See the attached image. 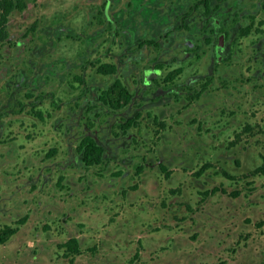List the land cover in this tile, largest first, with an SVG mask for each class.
<instances>
[{
	"label": "flooded vegetation",
	"instance_id": "af4514ba",
	"mask_svg": "<svg viewBox=\"0 0 264 264\" xmlns=\"http://www.w3.org/2000/svg\"><path fill=\"white\" fill-rule=\"evenodd\" d=\"M36 1L25 0L12 13L24 15ZM83 5L82 20L61 21L56 30L49 22L44 29L47 39L38 44L31 37L27 42L16 40L11 62L0 66V136L6 131L5 116L27 108L39 117L33 121L36 127L50 122L53 130L45 140L52 145L42 156L25 155L19 160L22 148L35 153L39 147H26L33 138L17 142L18 134L16 143L0 150V198L18 199L0 216V230L13 231L0 243L20 229L23 236L35 233L12 259L4 256L2 264H160L154 253L166 245L156 243L153 234L164 239L167 235L153 224L144 228L152 242H147L148 236L145 242L139 237L138 244L128 248L116 224L123 211L120 202L133 203L136 192L150 179L159 175L171 180L178 168L191 185L196 183L193 189L201 200L226 193L221 176L210 188L204 180L199 187L197 180L209 165L204 160L207 154L216 153L218 147V152H233L240 131L227 139L224 129L232 126L228 116L236 112L243 118L247 111L242 105L234 110L233 103L221 108L212 99L223 88L264 86V0H84ZM10 15L7 37L0 44H11ZM34 26L31 23L23 36ZM80 26L83 32L77 31ZM21 92L30 100H24ZM42 104L49 107L47 118L34 110ZM222 109L229 113L223 115ZM211 115L215 120L209 130L205 118ZM184 128L196 143L183 146L191 145L195 151L178 165L176 158L183 154L178 139ZM213 129L220 133L212 135ZM59 139L65 141L68 157L74 154L64 165L57 156ZM209 141L214 142L212 152ZM5 157L11 162L19 157L17 174L2 167ZM224 164L228 163L223 162L221 170ZM55 170L61 171L56 178ZM145 187L141 193H147ZM179 190L178 186L169 189L172 198H178ZM74 196L79 198L76 203ZM117 198L122 199L115 202ZM153 207L157 211L158 204ZM37 212L41 215L36 218ZM174 218L169 216V223ZM95 222L102 228L113 227L103 235L94 232ZM248 234L242 235L245 241L238 253L255 258ZM171 236L182 237L177 231ZM185 239L184 245L198 242L194 237Z\"/></svg>",
	"mask_w": 264,
	"mask_h": 264
},
{
	"label": "rangeland",
	"instance_id": "374dc122",
	"mask_svg": "<svg viewBox=\"0 0 264 264\" xmlns=\"http://www.w3.org/2000/svg\"><path fill=\"white\" fill-rule=\"evenodd\" d=\"M28 1L32 3V0ZM83 4L84 0H37L34 2V5L30 4V8L26 9L24 15L13 12L10 15V21L8 23L11 44L5 45V42L0 44V66L4 63L7 64V62H11V53L14 49L13 43H15L16 40L27 42L28 38L31 37L30 40L35 39V41H37L36 44H38V42L47 39V34H45L44 29H48L46 25L49 24V22L52 23L53 29L56 30L57 25L60 24L61 21L66 22L68 20L70 21V19L77 20V17L82 20ZM44 14H46L48 20L45 23L42 22ZM31 23L35 24V29L33 31L27 30L28 35L24 37L23 33ZM80 27L77 31L83 32L82 27ZM11 45L13 46L10 47ZM0 87L2 89V86ZM225 90L227 93L223 94V97L219 94L220 92L217 91L215 98L212 97V101L213 104L218 103V106L220 104L221 108L224 106L226 109L231 106L230 103H233L234 110H237V107L242 105V109L247 111L242 118L239 113L236 114L233 110L235 113L230 115L231 117L228 116V118H231L232 126H227L224 129V131H226L225 133H227V139H231L235 132L240 131L238 135L240 141L238 140L232 147V150L234 149L233 152L225 150L218 152L220 149V147H218L215 150L216 153L207 154L209 157L203 159L208 162L209 165L205 167L206 169L204 168V172L201 171L199 175L200 180H197V182L200 184L199 187H201V185L204 186V183H202V180H204L206 188H210L217 185V179L214 178H218L220 181L219 176H221V179H224V184L221 185L226 193L218 192V194L208 195L201 200L200 196H197L196 193V183L192 182L193 185H191L190 179L184 175L182 169H179L178 166L174 164V168H178V171L174 172L171 180H165L159 175H156V178L159 177L158 183L154 182L155 177L150 179L146 187L143 186L136 192V198L133 203L120 202L119 207L123 206V211L117 217L118 223L116 224L120 228L121 241L126 243L128 248H131L132 245H137L139 237L142 242H145L148 236L150 239L147 242H152V236L146 235V230H144V228L150 225L157 224L160 226L159 232L167 235L164 239L163 235L159 236V234H153L154 237L157 238L156 243L164 241L166 245L164 250L161 249L154 253L156 257H159L160 264H235L236 262L238 264H264V173L257 169L263 163L262 156L264 154V86H246L245 88H239L237 90L230 88ZM219 91H221V89ZM1 92L4 94L5 90H1ZM20 95L24 100H30L28 97H25L22 92ZM5 98L6 96L3 97L2 100H5ZM55 98L59 99L57 96H55ZM48 108V105L42 104V106H35L34 110L41 112L43 116L46 115L45 112ZM222 110L223 115L229 113L228 110ZM47 117L46 115V118ZM212 117L211 115L205 118L206 124L210 121L208 124L209 130L213 126L210 124L214 123L213 121L215 120L212 119ZM5 118L6 131L0 136V139L1 137L6 138L0 140V150H4L9 143H16L15 139H17V134L18 137L20 136L17 142L20 141V143H24L25 139L29 140L33 138L34 141L29 142L30 144H26V147L30 148L32 146L40 148H37L35 153L34 151L29 153L22 148L21 151L19 150V157L21 155L20 158L18 157L19 160H22L25 155L28 157L33 154L32 158L35 156H42V153L48 149V146L52 145L45 141L46 138H48V134H51V132L53 133L50 122L45 126L47 128L36 127L37 125H34L33 121H39V117L35 115L30 108H27L26 111L10 114L9 117L5 116ZM226 118L227 115L224 118L222 117V119ZM25 124L30 127L28 126L26 128ZM185 128L182 131V133H184L181 139H178L180 144L183 146V144L188 142H190L189 144L196 143L193 137L188 133V129ZM27 129H29V131ZM201 132L204 134L205 130ZM211 132L212 135H217L220 133V130L216 131V129H213ZM219 139V136L215 137L216 142H219ZM59 141L61 152L58 153L57 156L61 155L60 164L64 165L68 159H74V154L68 157L65 153V141L63 140V142L60 139ZM206 143H209L210 148H208V151H214L212 147L214 142L209 141ZM181 149L183 151L182 157L178 156L180 158H176L175 162L178 165H181V162L186 158H191L195 151L191 145L188 147L183 146ZM39 151H41V153H38ZM18 158L12 162L11 160L6 161L7 157L3 158L2 167H4L6 171H13L14 174H17L16 168L21 162L17 161ZM235 159L237 162H235ZM223 162L228 163L223 166L225 170H221V164ZM218 171H221V174H218ZM222 171L226 173L224 172L223 174ZM54 173V178H56L61 171L55 170ZM20 180L19 178V181ZM48 183L52 184V179L48 180ZM174 186L180 188V192L178 191L177 194L178 198H172L173 196L169 193V189ZM193 186L196 187L193 189ZM144 187L147 191L145 194L141 193ZM55 188L58 189L56 186ZM33 190L34 188L31 187L30 191ZM231 192L235 195H231ZM78 199L79 198L74 196L72 201L76 203ZM88 199L90 201V198ZM121 199L122 198H117L115 202H119ZM17 201L18 199L16 196H14V198H10L9 196L0 198V216L2 217L3 213L15 205ZM156 203L158 204V209L153 212L156 209V207H153ZM35 205L37 204L35 203ZM62 205H65V203ZM149 213L153 214L150 215ZM81 214L84 215L83 211H81ZM35 215H37V218L40 217L39 215L41 214L37 212ZM168 215L172 218L176 217L172 220V223H169ZM0 221L3 223L2 218H0ZM93 221L95 220L93 219ZM54 223L56 224L57 222L55 221ZM240 224L244 225L242 229ZM239 226V230L242 231H238L239 233L237 234L235 230H237ZM246 226L249 231H245ZM112 227V225L107 224L105 228H102L99 222L93 223L94 232L97 231L103 235L106 234L107 229H111ZM176 231L182 235V237L179 236L177 240L171 236L175 234ZM233 231L235 232L233 233ZM20 232L21 229L4 244L0 243V264L3 263L2 260H4V256H7L8 259H12L15 250L19 249V247L24 248L27 240L33 238L35 234L31 231L28 236H23ZM246 232H249L246 237L249 238L246 240L249 241L251 239L249 251L256 254L255 258L251 254L247 256V253H238V247L245 241L242 235ZM184 236L185 238L194 237L198 239V242H193L192 245H184V242H186ZM119 246L128 249L122 244H119ZM85 254H87L86 251ZM93 256L95 255L93 254Z\"/></svg>",
	"mask_w": 264,
	"mask_h": 264
},
{
	"label": "trees",
	"instance_id": "16d2710c",
	"mask_svg": "<svg viewBox=\"0 0 264 264\" xmlns=\"http://www.w3.org/2000/svg\"><path fill=\"white\" fill-rule=\"evenodd\" d=\"M24 4L25 0H0V40L5 39L7 37L6 24L8 22L9 15L15 8H21V6H23ZM126 99H128L127 96L125 100ZM257 169L263 171L264 173V156L262 165L259 166ZM12 233V230H9L7 232H5L4 230H0V241L7 240Z\"/></svg>",
	"mask_w": 264,
	"mask_h": 264
},
{
	"label": "water",
	"instance_id": "95a60500",
	"mask_svg": "<svg viewBox=\"0 0 264 264\" xmlns=\"http://www.w3.org/2000/svg\"><path fill=\"white\" fill-rule=\"evenodd\" d=\"M225 89H228V88H225ZM225 89H221V91L219 93L222 97H223V94H226L227 93Z\"/></svg>",
	"mask_w": 264,
	"mask_h": 264
}]
</instances>
